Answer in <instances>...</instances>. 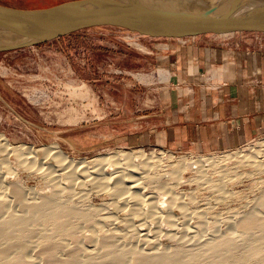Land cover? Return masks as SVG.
Masks as SVG:
<instances>
[{
  "label": "rangeland",
  "instance_id": "obj_1",
  "mask_svg": "<svg viewBox=\"0 0 264 264\" xmlns=\"http://www.w3.org/2000/svg\"><path fill=\"white\" fill-rule=\"evenodd\" d=\"M59 1L0 0V4L33 8L50 6ZM139 36L137 33L116 27H91L37 46L0 52L1 136L11 145L31 146L39 157L38 162H42L43 167L51 166L49 170L53 171L56 165L53 155L50 154L42 158L40 150V148L52 144L72 158L74 162L90 161L93 158L119 151L142 149L145 152L152 150L166 152V149L170 150L168 153H171V159L167 161L168 165L155 164L142 182L144 189L140 190L147 195L156 194L159 208H157L158 210L147 208L148 206L144 204L145 210L143 209V211L146 212L145 215H148L145 218H148L149 221H146V224L142 226L141 232L147 230L153 232L155 229L163 230L164 228L163 231L161 230L162 233L157 234L159 237L155 235L157 245L161 244V247H172L174 244L175 246L178 244H187L186 246H188L194 239L199 241L210 236L208 234L213 233L214 230L222 233L233 229L238 232L235 233L232 230L235 233L233 236L238 237L235 239L241 245L247 240L250 241L251 236L246 238L240 235V232L233 228V223L238 221L245 212L251 211L252 206L256 210L257 199L264 192V171L260 168L250 167L246 165V162L235 164L232 160L222 164L227 171L233 169L227 173L231 175V178H224L222 173L217 171L216 165L207 167L205 170L202 167L201 170L197 168L198 164L194 163L197 158H186L183 156L185 155L184 150H174L153 144L131 145V138H136L138 134H142L154 124V119L150 117L152 114L146 115V112L156 108L157 98L152 89L157 82L164 80L161 70L153 69L152 65H146L142 69L138 68V62L147 64L150 59L148 55L140 54V50L145 51V49L135 39L140 38ZM260 141H264V133L256 137L243 152H247L250 147L256 148V144ZM213 155L196 156L199 158L217 157ZM6 158L4 161L0 153V161L3 160L0 162V173L6 176L4 177L6 182L17 183L22 187L28 197H53L57 192L58 201H64V199L66 201L67 198H71V201L69 199L66 202L72 206L75 205L73 206L75 208L79 206L81 210L88 211V220L90 218L91 222H82V220L76 226L77 230L75 229L76 238L80 244L82 243V247H94L90 234L96 233L102 226L103 229L100 230L107 229L111 230L113 234L115 233L114 236L111 233L113 238L110 237L111 235H107L109 239H113L115 244H119L118 247L126 246L127 243V245L144 246L143 243L135 242L132 237L127 236L129 227L126 225L130 223L132 227L131 223L136 224L143 220V216L126 214L125 208L132 205L133 200L130 202L127 200L126 202L117 201L118 197L114 198L115 196L111 195L110 190L102 187L98 190L88 179H83L84 181L81 182L83 184L77 182V184L71 185L64 175L65 169L60 170L62 175L55 176V180L52 178V182V179L45 173L37 171L35 168L25 169L24 166L19 165L13 153L7 155ZM178 161H183V165L177 170L178 178L168 177L165 172L176 170ZM36 165L34 167H37ZM66 170L69 169L66 168ZM106 171L110 172L111 170ZM51 173L54 172L51 171ZM55 182L59 187L67 186V184L71 186L68 187V190L56 188L59 190L56 191L51 185ZM102 189L105 190L101 191ZM165 189L172 195L180 196V200L183 199L182 202L185 205L178 208L176 205L179 204V200H177L178 203H175L174 200V206H168L169 203L165 200L169 198V194L167 195L168 192ZM221 192L224 194L223 197L215 196ZM40 194L42 195L40 196ZM182 202L180 201V204ZM13 204L14 202L10 200L9 205L15 209ZM141 204L137 203V207H140ZM160 206L162 209L166 208V211L162 214L164 221L159 220L157 223L153 218L157 214L150 211L159 212ZM181 210L183 211L181 212ZM258 211L264 217V206ZM149 212L153 222L150 221ZM78 220L81 219L74 218L75 225ZM168 224L175 227L166 229L167 226H170ZM47 226L45 225L48 229L50 225ZM139 227L141 228V226ZM46 228H44L45 231L50 229ZM183 229L188 230L190 234L184 232ZM165 230L174 232L173 236H163ZM191 230L192 232H190ZM37 232L39 234V231ZM38 234L30 239L32 240L30 245L33 242L37 243ZM116 234L118 237L120 236V240ZM66 236L64 234L55 235L56 239H61L60 241L64 243L68 242L67 244L70 245L72 241L68 240V237L66 239ZM133 237L135 236L133 235ZM130 239L133 244H130L132 243ZM122 241L125 242H123L124 245ZM262 247L264 250V243ZM35 258L39 260L37 259V261ZM35 258L36 264L37 262L45 264L38 256ZM0 264L5 263L0 262Z\"/></svg>",
  "mask_w": 264,
  "mask_h": 264
},
{
  "label": "bare ground",
  "instance_id": "obj_2",
  "mask_svg": "<svg viewBox=\"0 0 264 264\" xmlns=\"http://www.w3.org/2000/svg\"><path fill=\"white\" fill-rule=\"evenodd\" d=\"M0 140V153L2 154L4 161L7 155L13 153L16 156L19 165L24 166L25 169L35 168L37 169V171L45 173L50 179H54L57 175H62V173H60L59 171L65 169L66 173L64 171V175L66 176V179H68V183L71 185H75L74 183L77 184V182L79 184V182L81 183L84 181L83 179H88V181L93 182L94 187H97L98 190L100 187L110 190L111 195L115 196L114 198L118 197L117 201L121 200L122 202H126L127 200L130 202V200H133L132 202L134 203H132V205H135H129L132 206V208H129V206L125 208L126 214H131L133 216H143V220L141 219V217H139L142 221H139L140 223L136 222V224L131 223L132 227L130 226V223L127 224L126 226L129 227L127 229L129 232L128 234H133L135 237L128 234L127 236H129L130 238L132 237L135 242L138 241V243L141 242L144 244V246H134L132 239H130L131 241H129L132 242L130 244L133 245H127V243L126 246L118 247L119 244H115L113 242V239L111 240L108 238L107 234L111 235V230L109 231L107 229H104L102 231L100 230L103 227L102 226L101 228H98L99 230H97L96 233L90 232L92 233L90 234V236L93 243L92 245H94V247H82V243L80 244L79 240L76 238L77 236L75 229L76 226H78V223L82 220V222L90 220V218L88 220V211H84L83 209L81 210L79 206L75 208L73 207L75 205L72 206L68 202H66L69 201V199L71 201V198H67L68 200L66 201L64 199L65 202L58 201V199L56 198L57 192L54 193L53 197L41 196L42 194H40L41 197H28L22 187H20L17 183H8L9 181L6 182L4 180V177L6 176H3L0 173V262L2 263L36 264L35 260H37L38 258L36 259L35 257L37 256L41 260H43L45 264H262L264 262V250L262 247L264 243V217L261 216L258 211L264 206V192L259 196L258 199L256 198L258 202L256 210H254L252 206L251 211L249 210L244 214L241 213L243 214L242 216L240 215L241 218L233 223V228H236L240 232V235H243L246 238L251 236L250 241L247 240V242H245L247 245L244 242L241 245L238 240L235 239L236 235L234 237L233 234L238 232H235V230L231 228L235 233H233L232 230V232L229 230V232L223 231L222 233L212 230L213 233L208 234L210 236L205 237L202 240L198 241L197 239H194L192 243L189 241L191 245L189 244L188 246H186L187 244L184 243L185 245L178 244L177 246H175L174 244V246L172 245V247H161V244L160 246L157 245V239L155 235H157L158 233H162V229L156 230L154 228L155 230L153 232H150V230L141 232L142 226L146 224V221H149L148 218H145L148 215H145L146 212L143 211L144 204L148 206L147 208H159V204L157 205L156 202L157 195L154 193L147 195L141 191V188L144 189L142 182L144 178H146L147 173L149 171H152L155 164L158 163V165L164 166L168 165L167 161L171 159L170 153L160 150L145 152L142 149H137L114 152L113 154H108L102 157L99 156V158L95 159L93 158V160L90 161L80 160L78 162H74L72 158H69L65 153H62L58 147L52 144L47 147H42L40 148V150L42 152V158L50 154L53 155L54 160H56V165L53 171L49 170L51 166L43 167V163L38 162L39 157L36 151L31 146L11 145L5 140L3 136H1V134ZM232 160H234L235 164H238L239 162H246V165L254 168H260L262 171H264V141L258 142L256 144V148L250 147L247 152H228L214 158H197L194 160V163L195 165L198 164L196 167L200 170L201 167L203 170H205V168L207 167L216 165L215 167L217 168V171L221 172L224 178H231V175L227 173L229 170L232 171L233 169H229L227 171L224 169L222 164L228 163ZM0 162H3V160ZM35 164H37V167H34ZM182 165L183 161H178L176 163V170L166 171V175L170 178H178L177 170ZM66 168H68L69 170H66ZM106 170L111 171L108 172ZM51 171L54 173H51ZM226 175L228 176L225 177ZM57 182L51 184L55 189L60 188V190H68V187L71 186H68L69 184H67V186L59 187V182ZM19 189H21V191H19ZM105 189H102L101 191H104ZM56 191L59 190L56 189ZM165 191H167V189H165ZM167 192V195L169 194V198L167 199L168 201H165L169 203H167L168 206H174V200L175 203L177 202V200H179V204L176 205V207L178 208H181L185 205L182 202L183 199L180 200V196H177L175 194L172 195L169 191ZM222 192L215 196H218V198L223 197L224 194H222ZM224 193L226 194V192ZM10 200L14 202L13 205L14 207H16L15 209L9 205ZM145 201L148 202L146 203ZM180 201L182 202V205L180 204ZM139 202L143 205L141 204L140 207H137V203L139 204ZM114 207L117 206L114 205ZM165 211L166 208L162 209L161 207L159 209V212L156 210H152L150 212L157 214L154 215L155 217H153L152 215V217L157 222L159 220L164 221L162 214ZM182 211L183 210H181V212ZM150 212V221H152ZM74 218L81 220H78L77 224L75 225V223L73 222ZM130 218L132 217L130 216ZM165 219L167 220V217ZM90 222L91 221H89V223ZM170 223L174 224L173 222ZM45 225H50V229L48 228V230ZM161 225L163 224L161 223ZM139 226H141V228ZM168 227L173 228L175 226L171 227L170 225L167 226L166 229H168ZM44 228H46L48 231H45ZM183 230L184 232L189 233L188 230ZM192 230L190 232H192ZM37 231H39V234ZM173 233L170 232V230H165L164 234L166 235L163 234V236H173ZM36 234H38L37 238L39 240L36 244L33 242L34 245L33 243L30 245L29 243H31L30 241H32L30 239H33L34 235ZM59 234H64V236L67 235L66 239L68 237V240L72 241L70 245L67 244L68 242L64 243L63 241H60L61 239H56L55 235L59 236ZM114 234L112 233L113 236ZM112 235L110 237L113 238ZM157 236L159 237V235ZM126 239H124V241ZM243 239H241V241H243ZM124 241H122V244ZM125 242H127V240ZM94 248L98 251L93 252V250H95Z\"/></svg>",
  "mask_w": 264,
  "mask_h": 264
},
{
  "label": "crops",
  "instance_id": "obj_3",
  "mask_svg": "<svg viewBox=\"0 0 264 264\" xmlns=\"http://www.w3.org/2000/svg\"><path fill=\"white\" fill-rule=\"evenodd\" d=\"M139 37L140 54L150 59L138 68L152 65L164 80L152 89L156 108L146 112L154 124L131 145L208 154L264 133V32Z\"/></svg>",
  "mask_w": 264,
  "mask_h": 264
},
{
  "label": "water",
  "instance_id": "obj_4",
  "mask_svg": "<svg viewBox=\"0 0 264 264\" xmlns=\"http://www.w3.org/2000/svg\"><path fill=\"white\" fill-rule=\"evenodd\" d=\"M91 27L151 38L264 32V0H68L45 7L0 4V52Z\"/></svg>",
  "mask_w": 264,
  "mask_h": 264
},
{
  "label": "built area",
  "instance_id": "obj_5",
  "mask_svg": "<svg viewBox=\"0 0 264 264\" xmlns=\"http://www.w3.org/2000/svg\"><path fill=\"white\" fill-rule=\"evenodd\" d=\"M207 78H209V76H207ZM254 139H255V138H254ZM254 139H253V140H254ZM253 140H251V141H249V142H247V143H245V144H243V145H241V146H238V147H236V148L230 149V150L219 151V152L208 153V154H195V155H194L193 153H190V152L185 151V152H184L185 155H183V156H185L186 158L190 159V158H199V157H197V156H203V157H205L206 155L210 156V155H213V154H217V155H213V156H219V155H222V154L227 153V152L245 151L244 149H247V148L249 147L250 143H251ZM160 151H164V150H160ZM168 151H170V150H167V149H166V152H167V153H168ZM173 152H174V151H173ZM170 154H171V153H170ZM172 155H173V154H172ZM196 155H197V156H196ZM173 156H175V155H173ZM179 156H181V155H179ZM193 170H196V169L193 168Z\"/></svg>",
  "mask_w": 264,
  "mask_h": 264
},
{
  "label": "trees",
  "instance_id": "obj_6",
  "mask_svg": "<svg viewBox=\"0 0 264 264\" xmlns=\"http://www.w3.org/2000/svg\"><path fill=\"white\" fill-rule=\"evenodd\" d=\"M63 1H68V0H60L59 2H63ZM59 2H58V3H59Z\"/></svg>",
  "mask_w": 264,
  "mask_h": 264
}]
</instances>
